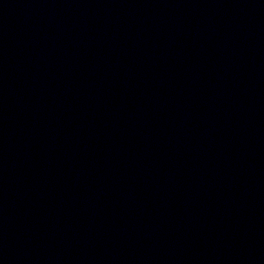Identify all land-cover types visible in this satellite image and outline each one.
I'll list each match as a JSON object with an SVG mask.
<instances>
[{"label":"water","instance_id":"water-1","mask_svg":"<svg viewBox=\"0 0 264 264\" xmlns=\"http://www.w3.org/2000/svg\"><path fill=\"white\" fill-rule=\"evenodd\" d=\"M0 264H264V0H0Z\"/></svg>","mask_w":264,"mask_h":264}]
</instances>
